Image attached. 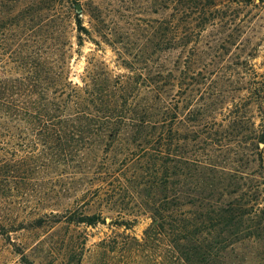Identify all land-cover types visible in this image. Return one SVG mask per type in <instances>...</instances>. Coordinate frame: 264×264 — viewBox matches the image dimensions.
Segmentation results:
<instances>
[{"label":"rangeland","instance_id":"1","mask_svg":"<svg viewBox=\"0 0 264 264\" xmlns=\"http://www.w3.org/2000/svg\"><path fill=\"white\" fill-rule=\"evenodd\" d=\"M185 2L0 0V264H264V0Z\"/></svg>","mask_w":264,"mask_h":264},{"label":"trees","instance_id":"2","mask_svg":"<svg viewBox=\"0 0 264 264\" xmlns=\"http://www.w3.org/2000/svg\"><path fill=\"white\" fill-rule=\"evenodd\" d=\"M170 1H175L177 2V6L175 7L176 11L177 12H182L185 14H188V13H194L196 14L195 10H197L198 13H200V8L198 7L199 5H203V4H197V3H194V4H191V3H186L185 1L186 0H170ZM180 3V4H179ZM211 6V7H209ZM203 7V6H202ZM205 8H215L216 5L215 4H211V5H207V6H204ZM195 9V10H194ZM199 9V11H198ZM81 10V7L80 5H77L76 6V11H80ZM202 15H204V11L202 9L201 11ZM80 25V28L81 30H86L84 29V27H81V24ZM108 122L112 121V118H108L106 119ZM52 121V119H51ZM47 125L48 124H51L50 122L46 123ZM46 126V125H45ZM248 207V204H246L244 201L242 200H233V201H230L224 205H220L219 207H217L220 211H221V214H225V217L228 221H233L235 220V218L237 217V215L240 213V215H244V214H247L248 210H246ZM250 208V207H249ZM184 218L185 219H179L176 223L175 226L173 227H169V228H166L164 225V221L166 220L165 216L163 214H158V213H155V218H154V221L157 225L155 230H156V233H158V235H160V237H164V236H175L176 238H178V250L180 251L181 250V247L182 245L180 246V241L184 240V238H187L188 240L190 239V237H195L197 235H199L200 233H198L197 231L195 230H192L193 227L196 226V219H195V222H193L194 220L191 219L190 217H188L187 215L185 216L184 215ZM100 220V217H97V216H90V217H86L85 219V223L89 224V225H95L99 222ZM160 220V221H158ZM204 223V220L202 221ZM159 227V228H158ZM152 229V228H151ZM166 233L165 235L164 234H161V233ZM184 235H186V237H184ZM181 237V238H180ZM188 254L190 255L191 253H187L186 256L183 257V260H184V263L185 264H198L199 263V258L196 259V257H192V254L190 256H188Z\"/></svg>","mask_w":264,"mask_h":264}]
</instances>
